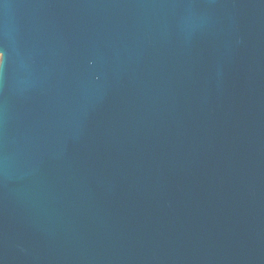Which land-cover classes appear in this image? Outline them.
<instances>
[{
    "label": "water",
    "instance_id": "obj_1",
    "mask_svg": "<svg viewBox=\"0 0 264 264\" xmlns=\"http://www.w3.org/2000/svg\"><path fill=\"white\" fill-rule=\"evenodd\" d=\"M0 264H264V0H0Z\"/></svg>",
    "mask_w": 264,
    "mask_h": 264
},
{
    "label": "snow or ice",
    "instance_id": "obj_2",
    "mask_svg": "<svg viewBox=\"0 0 264 264\" xmlns=\"http://www.w3.org/2000/svg\"><path fill=\"white\" fill-rule=\"evenodd\" d=\"M4 58H5V53L3 51H0V64L3 63Z\"/></svg>",
    "mask_w": 264,
    "mask_h": 264
}]
</instances>
